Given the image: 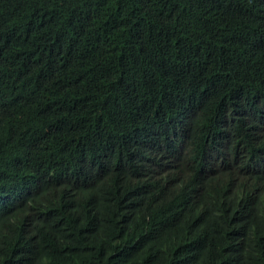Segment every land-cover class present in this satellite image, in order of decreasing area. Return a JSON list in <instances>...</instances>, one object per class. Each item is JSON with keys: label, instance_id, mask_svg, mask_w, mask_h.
Returning <instances> with one entry per match:
<instances>
[{"label": "trees", "instance_id": "trees-1", "mask_svg": "<svg viewBox=\"0 0 264 264\" xmlns=\"http://www.w3.org/2000/svg\"><path fill=\"white\" fill-rule=\"evenodd\" d=\"M238 7L0 0V264H264V31ZM127 132L142 165L169 142L141 195Z\"/></svg>", "mask_w": 264, "mask_h": 264}, {"label": "clouds", "instance_id": "clouds-1", "mask_svg": "<svg viewBox=\"0 0 264 264\" xmlns=\"http://www.w3.org/2000/svg\"><path fill=\"white\" fill-rule=\"evenodd\" d=\"M235 22L237 24V27L245 34L255 35L260 33L261 31H264V0H239V7L237 9V13L235 14ZM166 45L169 54L173 57L179 56L183 52L189 51V49L197 51V48L189 44H177L166 40ZM196 99L197 95H193L192 103H194ZM201 100L202 99L198 97L197 101ZM126 138L129 144V152L137 156V158L131 159V162L132 165L136 167V170L133 173V179L137 183L141 195L146 187L144 179L146 178L147 172L152 169H157V163L166 153L169 142L165 140L162 141L161 146L158 150L157 158L154 161L142 165V140L130 132L126 133ZM91 161H93L94 168L99 166V157L97 154V150H95V152L93 153ZM97 171L102 174L100 166ZM115 181L119 184L120 190L123 195L126 191L134 189L133 185L128 182H120L117 180ZM143 204L146 207L153 208V211H148L149 214L151 212L154 214H160V211L163 208L174 205L169 197L163 196H155L150 198L147 196Z\"/></svg>", "mask_w": 264, "mask_h": 264}]
</instances>
